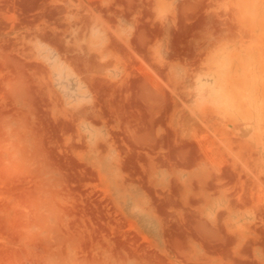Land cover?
Instances as JSON below:
<instances>
[{
	"label": "rangeland",
	"instance_id": "1",
	"mask_svg": "<svg viewBox=\"0 0 264 264\" xmlns=\"http://www.w3.org/2000/svg\"><path fill=\"white\" fill-rule=\"evenodd\" d=\"M0 264H264V0H0Z\"/></svg>",
	"mask_w": 264,
	"mask_h": 264
}]
</instances>
